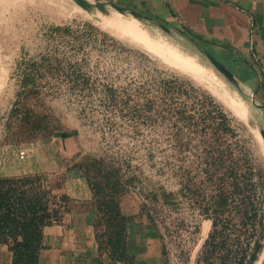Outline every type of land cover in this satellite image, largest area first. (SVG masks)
<instances>
[{
    "label": "rangeland",
    "instance_id": "1",
    "mask_svg": "<svg viewBox=\"0 0 264 264\" xmlns=\"http://www.w3.org/2000/svg\"><path fill=\"white\" fill-rule=\"evenodd\" d=\"M57 25L64 29L54 30ZM176 43L160 23L113 7L97 19L74 0H0V153L23 162L21 150L60 139L74 147L70 164L78 152L118 157L126 177L137 180L129 192L159 227L169 263L204 264L199 258L212 217L202 208L216 191L203 140L214 125L193 99L160 90L161 79L175 76L210 94L236 132L228 142L247 150L257 170L264 169V119L259 109L253 116L261 125L247 119L248 108L255 110L251 96L205 56L196 58ZM29 71L37 83L25 94L22 80ZM28 107L46 114L47 127L33 132L32 124L22 123ZM182 107L199 125L181 117ZM47 177L52 186L60 180V174ZM188 184L200 187V194L188 192ZM257 191L258 198L264 194L261 186ZM230 241L233 248L236 240ZM263 259L264 247L253 264Z\"/></svg>",
    "mask_w": 264,
    "mask_h": 264
},
{
    "label": "trees",
    "instance_id": "2",
    "mask_svg": "<svg viewBox=\"0 0 264 264\" xmlns=\"http://www.w3.org/2000/svg\"><path fill=\"white\" fill-rule=\"evenodd\" d=\"M63 29L60 25L54 26L56 31ZM33 71L26 72L22 80L25 94L32 91L31 84L37 83ZM160 90L170 96L177 94L193 99L214 125L210 136L204 133L203 143L208 144L205 148L207 177L216 192L202 208L212 217V227L199 261L253 264L264 246V194L257 197L258 186L264 188V169L257 170L249 152L243 147L244 150L237 148L240 144L228 142L236 132L228 114L210 94L175 76L161 79ZM185 111H188L185 107L180 109L181 117L191 126L199 125L200 122H193L195 115ZM46 118L42 110L28 107L23 112L22 123L32 124V131L37 132L47 127ZM66 164L68 169L80 171L91 187L93 197L89 206L96 214L94 225L100 252L111 260L128 262L131 260L128 225L133 216L122 211L121 198L135 186L136 178L126 177L123 162L108 153L78 152L74 162ZM244 166L241 175L240 168ZM229 172L231 178L226 181ZM47 178V173L0 175V242L8 244L12 251V264H41L45 227L61 222L71 209L73 199L58 191L64 174L60 173L59 182L53 186ZM198 189L189 184L186 187L188 192L199 195ZM232 237L236 240L233 248L230 247Z\"/></svg>",
    "mask_w": 264,
    "mask_h": 264
},
{
    "label": "crops",
    "instance_id": "3",
    "mask_svg": "<svg viewBox=\"0 0 264 264\" xmlns=\"http://www.w3.org/2000/svg\"><path fill=\"white\" fill-rule=\"evenodd\" d=\"M104 1L134 9L146 19L165 25L167 33L178 39L175 46L181 51L195 57H206L205 51L210 52L234 73L239 90L264 104V0ZM178 59L187 68L194 67L191 59L183 56ZM257 110L263 116L262 109L256 105L254 111L248 108L249 116L261 125L259 117L253 116ZM73 151L70 143L59 139L36 151L28 148L23 162L17 163L15 156L5 150L0 153V175L64 174L58 191L67 194L73 202L61 222L45 227L40 263L170 264L159 227L144 213L138 195L132 191L121 198L122 211L133 216L128 225L131 260H111L100 252L94 225L96 214L89 206L93 197L91 187L80 171L68 169L66 164L67 156ZM0 264H12V251L2 242Z\"/></svg>",
    "mask_w": 264,
    "mask_h": 264
},
{
    "label": "water",
    "instance_id": "4",
    "mask_svg": "<svg viewBox=\"0 0 264 264\" xmlns=\"http://www.w3.org/2000/svg\"><path fill=\"white\" fill-rule=\"evenodd\" d=\"M74 2L77 5H79L80 7H82L84 10H86L88 13H90L91 15H94V17H96L97 19H102V17L109 14L110 7H113L114 9L118 10L119 12H121L123 14L130 13L138 19L146 18L145 16H143L142 14L137 12L136 10L125 8V7L120 6L114 2H107L104 0H94V1H91V0H74ZM100 14H102L104 16L101 17ZM161 26L163 28H165L166 30H168V27H166L165 25L161 24ZM205 55L209 59V61L222 74H224V76H226L228 78L229 81H231L233 83H235L237 81L234 73L223 62H221L218 58H216L213 54H211L208 51H205ZM252 101H253L254 105H256V106H258V108L262 109L263 116H264V104L258 103L255 98H253ZM246 117H247V119L253 121L250 118L249 114H247ZM260 133L262 135V138L264 139V127L263 126H261V128H260ZM260 264H264V259L262 260V262Z\"/></svg>",
    "mask_w": 264,
    "mask_h": 264
},
{
    "label": "built area",
    "instance_id": "5",
    "mask_svg": "<svg viewBox=\"0 0 264 264\" xmlns=\"http://www.w3.org/2000/svg\"><path fill=\"white\" fill-rule=\"evenodd\" d=\"M4 129H5V128H4V126H3V128H2V132L4 131ZM26 156H27L26 151H25V150H21V151H20V157H21V158H25Z\"/></svg>",
    "mask_w": 264,
    "mask_h": 264
},
{
    "label": "bare ground",
    "instance_id": "6",
    "mask_svg": "<svg viewBox=\"0 0 264 264\" xmlns=\"http://www.w3.org/2000/svg\"><path fill=\"white\" fill-rule=\"evenodd\" d=\"M141 32V31H140ZM175 53V52H174ZM174 55V54H173Z\"/></svg>",
    "mask_w": 264,
    "mask_h": 264
}]
</instances>
